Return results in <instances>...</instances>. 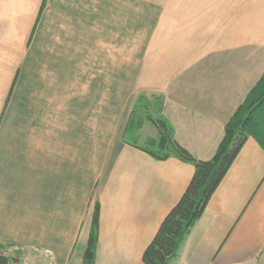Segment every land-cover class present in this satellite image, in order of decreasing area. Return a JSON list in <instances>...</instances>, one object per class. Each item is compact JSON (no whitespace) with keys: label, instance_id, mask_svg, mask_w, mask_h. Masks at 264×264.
<instances>
[{"label":"crops","instance_id":"obj_1","mask_svg":"<svg viewBox=\"0 0 264 264\" xmlns=\"http://www.w3.org/2000/svg\"><path fill=\"white\" fill-rule=\"evenodd\" d=\"M264 71V0H0V245L17 263L142 255L194 166L123 139L139 95L194 158ZM150 123V122H149ZM142 140V143L138 142ZM169 264H264V148L248 137Z\"/></svg>","mask_w":264,"mask_h":264},{"label":"trees","instance_id":"obj_2","mask_svg":"<svg viewBox=\"0 0 264 264\" xmlns=\"http://www.w3.org/2000/svg\"><path fill=\"white\" fill-rule=\"evenodd\" d=\"M144 121L157 129V137H146L139 147L157 159L171 155L194 166L193 175L179 200L161 221L156 233L145 248L144 264H169L202 214L210 196L224 177L233 159L248 137L264 148V71L249 89L243 101L226 121L223 136L211 158H194L173 137V127L160 113L152 112L149 101L139 95L132 106L123 131V139L136 145V132ZM131 135V136H130ZM99 208L93 209L92 223L82 255V264H95ZM8 247L0 245V264L19 261L17 254H5Z\"/></svg>","mask_w":264,"mask_h":264},{"label":"rangeland","instance_id":"obj_3","mask_svg":"<svg viewBox=\"0 0 264 264\" xmlns=\"http://www.w3.org/2000/svg\"><path fill=\"white\" fill-rule=\"evenodd\" d=\"M151 127H153V125L151 123L147 122L146 126L144 127V129L141 131L140 134H143V132H147V129L150 130ZM153 130H155L154 127H153ZM153 130H150V132L148 131V133H151V131H153ZM138 142L142 143V140L138 139Z\"/></svg>","mask_w":264,"mask_h":264}]
</instances>
